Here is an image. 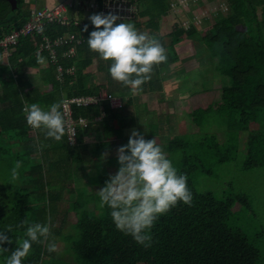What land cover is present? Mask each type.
<instances>
[{
	"label": "trees",
	"instance_id": "obj_1",
	"mask_svg": "<svg viewBox=\"0 0 264 264\" xmlns=\"http://www.w3.org/2000/svg\"><path fill=\"white\" fill-rule=\"evenodd\" d=\"M16 1L20 7L23 0ZM131 1L138 8L137 19L131 23L138 31L145 30L158 38L167 55L166 62L154 66L151 79L141 86L142 91H133L110 77L109 62L88 49L90 30L56 25L45 28L44 34L48 37L66 33H82L86 36L85 42L76 49L75 58L60 59L59 63L64 69H74L73 74H63L61 81L56 80L55 66L46 63L47 67L41 68L46 58L44 54H36L33 37L21 39L11 49L7 61L2 58L0 51V166L8 167L10 174L17 161L20 162L16 180H12L11 176H0V231H6L5 227L9 226L12 228V232H7L11 243L2 245L7 251L0 253V262L22 243L28 224L43 223L47 221L48 214H54L53 206L60 200L55 191L61 189L59 185L65 181L77 184L70 190L75 196L73 210L77 217L76 229L72 236L62 238L69 244L70 260L49 253L44 241L33 243L24 258V264L257 262V250L248 244L240 231L227 225L234 206L245 205V199L229 196L218 201L210 193L195 190L190 177L198 167L194 165L198 158L188 154L186 149L190 143L184 137L171 139L166 145V151L169 154L185 153L177 169L187 174L193 203L191 206L178 204L160 217L151 230L152 246L145 248L115 228L109 215L110 210L106 206H99L98 192L88 190V187L103 186L107 179L105 168L97 169V172L103 173L92 177L73 168L75 164L81 163L79 150L84 145L83 136L88 129H79L77 145L69 147L65 135L60 141L46 139L43 132L38 129H35L37 133L34 132L26 123L24 106L38 103L47 108L54 102L61 103L64 98L107 92L125 99L124 106L113 110L107 103H102L89 108H74V116L94 121L103 111L99 129L102 130L104 143L114 137L124 140V127L114 129L112 122L120 116L124 118V108L132 105V96L135 94H163L165 81L174 79L172 67L182 63L176 51L177 46H180V55L185 58L192 55L196 61L200 60L197 62L199 67L202 64L211 66L219 57L214 63L216 67L213 72V77L221 82L220 100L216 105L222 112L236 114L237 131L246 134L248 158L244 169L260 166L257 160L264 161V0H199L205 3L204 6L208 5V15L198 16L195 13L198 20L193 16L187 28L174 24L166 36L161 32L162 19L169 16L171 5H176L177 0ZM215 2L219 10L214 12ZM26 11L23 14L20 10L16 14L7 2L0 1V38L27 22L29 14ZM38 40L35 38V41ZM30 71H39L41 83L49 85L50 90L42 91L35 86L28 76ZM188 76L194 79L199 76V72L191 71ZM212 107L204 111L208 112ZM199 113L201 111L192 112L189 119L196 121ZM252 123L258 125L255 130L250 128ZM207 138L212 141L209 148L219 145L217 137ZM86 178L88 184L80 185ZM22 221L25 222L23 225ZM53 238H56L55 233Z\"/></svg>",
	"mask_w": 264,
	"mask_h": 264
},
{
	"label": "rangeland",
	"instance_id": "obj_2",
	"mask_svg": "<svg viewBox=\"0 0 264 264\" xmlns=\"http://www.w3.org/2000/svg\"><path fill=\"white\" fill-rule=\"evenodd\" d=\"M177 7L169 12L168 19L163 20L161 32L165 36L169 34L174 26L178 24L180 27L187 28L189 23L192 21L194 16H207L208 8L204 6L203 1H197V3H189L188 6ZM200 2V3H199ZM199 3V4H198ZM215 2L214 12L219 10L218 5ZM27 0H23L20 6L21 12L24 14L26 10ZM194 4V5H193ZM214 6V5H210ZM27 12V11H26ZM197 13V15H195ZM93 13L90 12H79L75 17L79 20H89V16ZM140 31V30H139ZM141 32L147 33L145 30ZM148 34V33H147ZM168 42L169 38L166 39ZM189 52V48H187ZM181 57L185 58L183 55ZM219 58V57H218ZM218 58L209 66L208 64H202L201 76L202 81L206 82L202 86V92L198 93L196 101L193 102V98L182 97L183 95H189L192 89V83L190 82V72L197 67V62L192 55L182 61L181 64L172 67L171 72L174 76L173 81L170 80L166 84L164 96L171 95L172 101H167L155 94L154 97L158 98V103L153 102L152 104L147 102L151 99L150 96L138 95L140 103L137 104L138 108L135 110V103L131 107L132 112L135 114L140 113L138 123L134 119L135 125L138 129L145 130L148 125L147 122L154 123L148 130L151 136H154L156 142L162 147L166 156L172 159L176 168L180 165L185 153L178 152L176 154H169L166 151L167 143L174 137L183 136L190 145L187 152L189 155L198 158L194 165H197V169L191 174L192 185L195 190L199 193H210L218 201H222L225 198L231 196H239L245 199L246 204H236L232 210L233 214L227 222L229 228L238 230L242 235L245 236L250 246L258 252V260L255 264H264V161L262 159L257 160L259 167H254L249 170H245V164L248 158V152L246 148V134L237 131V115L228 111L222 112L219 107L214 104L212 109L208 112L201 111L196 116V121H191L186 114L193 111L195 107L207 110L211 104L217 103L220 100L219 87L221 82L213 77ZM223 58V56H222ZM221 58V59H222ZM220 60V59H219ZM37 73L28 74L31 81L38 79ZM209 83V84H208ZM42 90H50L45 84H42ZM135 96V95H134ZM179 96L182 97L184 102L179 101ZM147 97V98H146ZM153 97V98H154ZM135 99L137 97H134ZM167 101V102H165ZM189 101V102H188ZM125 103V99H124ZM150 110L154 112L150 113ZM148 114H146L147 112ZM172 111V112H171ZM136 114V117H137ZM184 115V116H183ZM167 116V120L164 117ZM149 117V118H148ZM148 118V120L146 119ZM163 119V120H162ZM160 121L161 124H160ZM192 122L194 125H192ZM150 125V123H149ZM258 127L256 123L251 124V129L255 130ZM37 133V130L35 131ZM144 133H146L144 131ZM210 136L217 137L216 148L211 147L212 141ZM207 138V139H206ZM202 142V140H204ZM219 140V141H218ZM202 143V144H201ZM224 160V161H221ZM263 162V163H262ZM102 165H99V168ZM84 164L78 163L74 165V169L77 171L84 172L85 175L92 177L102 174L103 172H96L93 166L85 167ZM88 169L90 171H88ZM106 174L114 173L116 168H110L106 166ZM0 176L9 177V168L0 166ZM87 185L88 179H83L80 185ZM73 185L71 181H65L61 183V189L57 188L60 200L54 204V214L47 215V221H50L51 231L46 244L54 242L56 244V251L53 255L63 260H70L71 254L69 244L62 240L63 237L72 236L76 229L77 217L73 210L74 193L70 192ZM100 186L91 188L88 190L98 192ZM89 191V192H91ZM88 195V194H86ZM48 209L46 208V212ZM99 214V211L96 212ZM55 233L56 238H53ZM57 234V235H56Z\"/></svg>",
	"mask_w": 264,
	"mask_h": 264
},
{
	"label": "clouds",
	"instance_id": "obj_3",
	"mask_svg": "<svg viewBox=\"0 0 264 264\" xmlns=\"http://www.w3.org/2000/svg\"><path fill=\"white\" fill-rule=\"evenodd\" d=\"M89 20L93 30L87 38L88 49L109 62L108 73L113 80L133 91H142L141 86L151 79L154 66L167 61L162 43L112 12L94 13ZM88 28L89 25H84L83 31ZM61 108L59 102L47 108L38 103L27 105L24 109L26 123L43 132L46 139L60 141L66 133ZM116 160V171L108 174L98 190L99 206L110 210L118 231L131 236L138 245L151 247V230L160 217L178 204L191 206L193 203L187 174L175 167L154 137L147 139L145 133L136 128L130 129L127 143L116 149ZM19 167L17 161L10 172L12 180L17 179ZM24 223L22 221L21 225ZM5 228L6 231H0V253L7 251L3 244L11 243L7 232H12V228ZM50 231V221L28 224L22 243L0 264H24L33 243L48 240ZM47 250L56 251V244L49 242Z\"/></svg>",
	"mask_w": 264,
	"mask_h": 264
},
{
	"label": "built area",
	"instance_id": "obj_4",
	"mask_svg": "<svg viewBox=\"0 0 264 264\" xmlns=\"http://www.w3.org/2000/svg\"><path fill=\"white\" fill-rule=\"evenodd\" d=\"M199 0H188L190 2ZM185 7L184 0H177L176 5H171V9ZM26 10L29 14L27 22L19 29L0 38V51L2 58L7 61L11 55V49L15 48L19 41L26 37H33V45L36 54H44L46 62L56 68V80L61 81L63 74H73V68L64 69L60 59H73L76 56V49L81 46L86 36L82 33H66L62 36L48 37L44 30L49 25L69 28L71 26L82 29L84 25H89L88 30L93 27L90 20H79L75 15L79 12L108 13L117 14L124 22H134L138 16V8L131 0H27ZM120 20L117 21L119 23ZM43 29L39 31L38 29ZM38 38V41H35ZM107 103L113 110H119L124 106V100L107 92L94 96H79L64 98L61 102V111L66 121V144L69 147L77 145V134L79 129H88L92 122L86 118H75L74 108H89ZM23 108V112L25 113ZM102 111V109H101ZM103 116L94 119L100 121ZM31 128V127H30ZM34 132L35 129L31 128Z\"/></svg>",
	"mask_w": 264,
	"mask_h": 264
},
{
	"label": "crops",
	"instance_id": "obj_5",
	"mask_svg": "<svg viewBox=\"0 0 264 264\" xmlns=\"http://www.w3.org/2000/svg\"><path fill=\"white\" fill-rule=\"evenodd\" d=\"M167 20L168 17L166 18H163L162 20ZM164 22V21H163ZM164 24V23H163ZM181 49L180 46H177V53L179 55V59L180 61H183L185 58L181 57L180 53H179V50ZM47 62L46 61H43L42 62V67L41 68H45L47 67ZM198 70L199 72V76H197L196 78L194 79H190V82L192 83V89H191V92L189 95H186V96H182V97H187L189 96V98H193V102L196 101V98L198 97V93H201L202 91V86L203 84H206L208 81L204 82L202 81V76H201V67L198 66L197 64V67L194 68L192 70L193 71H196ZM37 73L38 77H39V71H30L28 74L30 73ZM170 80L173 81V79H169V80H166L165 83H164V91H165V88H166V84L170 82ZM175 83H177L176 79L175 81H173ZM32 83L37 86V87H42V83H41V80L38 78L36 80H32ZM46 87L48 89H50V86L49 85H46ZM42 90V88H41ZM43 91V90H42ZM49 91V90H47ZM164 91H163V94L162 95H159L160 97H163V99L167 100V101H172V98H171V95H166L164 96ZM166 93V91H165ZM134 97H137L136 99ZM148 97V96H147ZM146 97V98H147ZM154 95L151 96V99L146 100L147 102L149 103H153V102H156L158 103V98L156 99V97H154ZM181 96H179V101H182L184 102V100L182 99ZM139 96L135 94V96H132V105L130 106H126L124 108V118H122L121 116L117 119V120H114L111 124V126L114 128V129H117L119 128L120 126H123L124 127V130H123V134L125 136L124 140H120V139H117V138H113L112 140L108 141L106 144L104 143V139H103V134H102V130L99 129V125L101 123V120L100 121H92L90 123V126L87 130V132L84 134L83 136V147L80 148V157H81V163L84 164L85 167H89L90 168V165L93 166L94 170H95V173L97 172V169L99 167V165H102L101 167L102 168H105L106 169V166L110 167V168H116L118 167V164H117V160H116V149L122 145V144H126L127 143V140H128V135H129V132H130V129L132 128H136L138 129V127L135 125L134 123V119L136 120L137 122V125L138 123L141 122L142 118H140L141 120L138 121V118L141 114L140 113H136L137 114V117H136V114L134 112H132V109L131 107L133 106V104L135 103V107L134 109L136 110L138 108L137 104L140 103V100L138 99ZM165 101V102H167ZM189 102V101H188ZM218 103V102H217ZM217 103H213L211 104V106H213L214 104H217ZM196 111H204L201 107L200 108H197V106L195 107V109L193 111H189L186 116L189 117V115L192 113V112H196ZM147 112V111H145ZM154 112V110H150V113ZM172 112V111H171ZM149 112H147L146 114H148ZM184 116V115H183ZM134 118V119H133ZM149 118V117H148ZM148 118H146L148 120ZM164 119H168L167 116L164 117ZM163 120V119H162ZM162 121H160V124H161ZM146 123L148 125H146L147 127H142V128H145V136L147 139H151L153 138L154 136H151L150 134V131L148 130V128L152 125H154V123H151L150 121ZM150 123V125H149ZM192 122H190L191 124ZM192 125H194L192 123ZM140 130L141 132H144L142 131V129H138ZM183 136L185 134H182ZM182 136V137H183ZM155 138V137H154ZM84 167V168H85ZM88 171H90L88 169ZM106 171V170H105ZM83 175H85V173L83 172Z\"/></svg>",
	"mask_w": 264,
	"mask_h": 264
},
{
	"label": "water",
	"instance_id": "obj_6",
	"mask_svg": "<svg viewBox=\"0 0 264 264\" xmlns=\"http://www.w3.org/2000/svg\"><path fill=\"white\" fill-rule=\"evenodd\" d=\"M0 1L7 2L12 7V10H14L16 8V5H17V1L16 0H0Z\"/></svg>",
	"mask_w": 264,
	"mask_h": 264
},
{
	"label": "flooded vegetation",
	"instance_id": "obj_7",
	"mask_svg": "<svg viewBox=\"0 0 264 264\" xmlns=\"http://www.w3.org/2000/svg\"><path fill=\"white\" fill-rule=\"evenodd\" d=\"M14 13L18 14L20 13V7L18 5H16V8L14 10H12Z\"/></svg>",
	"mask_w": 264,
	"mask_h": 264
}]
</instances>
